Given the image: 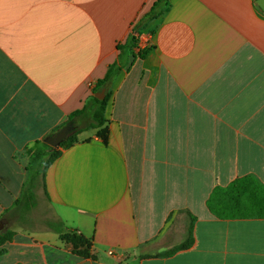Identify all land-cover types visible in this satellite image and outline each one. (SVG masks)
<instances>
[{
    "label": "crops",
    "instance_id": "obj_1",
    "mask_svg": "<svg viewBox=\"0 0 264 264\" xmlns=\"http://www.w3.org/2000/svg\"><path fill=\"white\" fill-rule=\"evenodd\" d=\"M157 1L0 0V264H264V219L207 207L239 178L264 186V12L166 0L137 26ZM96 94L103 136L70 120ZM69 124L22 199L30 149Z\"/></svg>",
    "mask_w": 264,
    "mask_h": 264
},
{
    "label": "trees",
    "instance_id": "obj_2",
    "mask_svg": "<svg viewBox=\"0 0 264 264\" xmlns=\"http://www.w3.org/2000/svg\"><path fill=\"white\" fill-rule=\"evenodd\" d=\"M162 2H165V4ZM166 5V0H158L153 5L149 13L144 16L142 21L152 20L158 15H161L162 9ZM132 41L134 42L135 39L132 38ZM106 80L107 78L98 82L95 92L100 91V88ZM106 101L107 95L102 100L94 96L91 97L81 110L71 114L70 120L74 117L90 112L93 120L92 126L100 129L104 124L103 113ZM102 132L103 131L100 129L98 132L99 136H103ZM76 140L75 132L71 133L58 147L55 148L48 146L41 141L35 142L34 146L30 149L31 162L29 170L31 178L27 188L23 192L22 199H25L28 194L31 199V203H33L34 198L32 189L35 186L36 177L41 175L43 176L46 169L60 155L58 148L68 147L76 142ZM27 189H29V191ZM207 207L209 211L219 219H264V186H262L255 178L250 176L239 178L227 187H216L207 201ZM58 232L62 241L72 244L73 253L75 255L81 258L91 257L89 253V249L91 247L90 240L74 231L65 232L58 230ZM191 232L192 230L190 229L188 240L184 244L166 252L165 254L170 255L177 250L188 248L192 244ZM11 237V233H0V246L9 241ZM78 246L85 247V250H78Z\"/></svg>",
    "mask_w": 264,
    "mask_h": 264
},
{
    "label": "water",
    "instance_id": "obj_3",
    "mask_svg": "<svg viewBox=\"0 0 264 264\" xmlns=\"http://www.w3.org/2000/svg\"><path fill=\"white\" fill-rule=\"evenodd\" d=\"M255 7L258 10H261L262 12H264V0H256ZM95 97L98 99L101 98L98 94H96ZM72 131H73V126L69 124L63 127L61 130H59L53 136H50L47 139H45L44 143L51 147H57L69 136V134Z\"/></svg>",
    "mask_w": 264,
    "mask_h": 264
},
{
    "label": "rangeland",
    "instance_id": "obj_4",
    "mask_svg": "<svg viewBox=\"0 0 264 264\" xmlns=\"http://www.w3.org/2000/svg\"><path fill=\"white\" fill-rule=\"evenodd\" d=\"M139 23V22H138ZM145 21H141V23L140 24H137V26L139 25V27L141 26V27H143L144 25H145ZM137 26H136V28H137ZM86 116H90V112L89 113H85V114H83V115H80L79 116V118H80V120L78 121L79 123H78V126H77V128H80V127H83L85 124H86V122H89V117H86ZM43 205H41L39 208H37V210H34V220H36V218H35V216L37 217V219L39 220L40 218H39V216L41 217L43 214L41 213L43 210L41 209L45 204L44 203H42ZM41 220V219H40ZM37 221V220H36ZM38 222V221H37ZM77 249L78 250H80V251H83V250H85V247H83V246H78L77 247Z\"/></svg>",
    "mask_w": 264,
    "mask_h": 264
}]
</instances>
